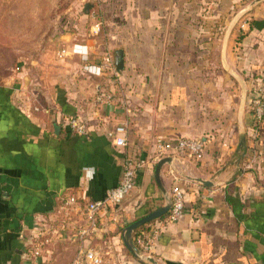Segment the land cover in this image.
<instances>
[{
    "label": "crops",
    "instance_id": "1",
    "mask_svg": "<svg viewBox=\"0 0 264 264\" xmlns=\"http://www.w3.org/2000/svg\"><path fill=\"white\" fill-rule=\"evenodd\" d=\"M253 1L100 0L103 49L98 38L73 43L67 66L41 65L37 85L28 86L26 72L0 84V264L25 263L19 233L37 220L38 227H47L44 221L61 227L60 245L72 243L77 252L85 221L60 214L62 199L105 198L131 154L147 161L135 188L99 213L98 232L85 243L102 246L113 264H151L128 252L122 229L166 203L153 157L158 139L180 137L207 141L202 160L176 154L161 172L170 195L174 185L185 192V215L164 228L151 250H139L159 264H264V121L255 127L249 109L264 70V0ZM105 48L124 50L120 88L99 68ZM233 73L248 90L242 114ZM105 88L117 90L115 102L96 101ZM35 95L38 111L31 107ZM68 116L85 120L90 133L73 131ZM121 124L128 128L125 147L108 136ZM164 216L145 224L148 234Z\"/></svg>",
    "mask_w": 264,
    "mask_h": 264
},
{
    "label": "built area",
    "instance_id": "2",
    "mask_svg": "<svg viewBox=\"0 0 264 264\" xmlns=\"http://www.w3.org/2000/svg\"><path fill=\"white\" fill-rule=\"evenodd\" d=\"M100 24L97 23L96 25L99 26ZM98 64L101 71L109 75L112 85L120 88V71L116 68L115 53L113 51L105 52L99 59ZM116 91V89L105 88L97 92L96 101L101 104L113 103L116 101ZM251 91L252 94L249 98L250 113L255 125H260L264 121V70L261 78ZM123 103L126 102L123 101ZM126 109L130 111L129 107ZM65 122L67 126L79 135H88L90 133L87 123L80 117L68 116L65 118ZM127 129L126 124L118 125L115 129L108 132V136L113 139L116 146L125 147L127 145ZM156 145L157 149L153 157L155 162H158L163 157H173L176 154H186L189 158L200 161L204 158L207 141L202 137H181L175 141L158 139ZM146 164V160L139 159L134 154L127 156L118 185L111 188L103 199L84 201L76 195H68L62 199L59 209L60 214L66 217L76 215L85 221V224L76 233L80 245L72 264H104L107 261L104 254L105 250L102 246L86 245L85 241L97 234L99 213L109 206L119 205L124 201L127 195L135 188L138 175ZM170 172L174 181H178L179 177L176 170L171 169ZM171 197L173 203L167 217L159 221L157 225L152 226L151 234L146 231H140L134 236V242L137 247L144 251L151 250L164 228L170 223L177 222L185 215V192L179 185L172 187ZM51 222L44 221L48 228L43 225V227H38L37 220V226L33 229H22L20 231L19 239L23 244V255L26 260L37 262L42 258L45 248L51 240L46 232L60 233L62 230L61 227L53 225Z\"/></svg>",
    "mask_w": 264,
    "mask_h": 264
},
{
    "label": "rangeland",
    "instance_id": "3",
    "mask_svg": "<svg viewBox=\"0 0 264 264\" xmlns=\"http://www.w3.org/2000/svg\"><path fill=\"white\" fill-rule=\"evenodd\" d=\"M87 3L93 6L85 12ZM99 3L100 0H0V80L26 72L28 86L37 85L35 80L41 65L67 66L68 60L74 57L68 51L75 46L73 43L82 45L88 38H98L101 45L107 24ZM105 50L109 49L102 52H107ZM77 59L78 64H82L84 57ZM38 97L40 95H35L32 99L34 111H38ZM46 233L51 240L44 256L35 262L26 260L23 255V264H72L76 255L72 243L60 245L61 233Z\"/></svg>",
    "mask_w": 264,
    "mask_h": 264
},
{
    "label": "water",
    "instance_id": "4",
    "mask_svg": "<svg viewBox=\"0 0 264 264\" xmlns=\"http://www.w3.org/2000/svg\"><path fill=\"white\" fill-rule=\"evenodd\" d=\"M261 1L262 0H254L251 5H256ZM92 6H93L92 4L87 3L86 8H85V12H87L88 9L92 8ZM245 11H246V9L237 13L235 18L231 22V24L227 30V34L225 36V44L227 43V39H228V36H229L232 28L235 26L237 20L242 16V14L245 13ZM115 64H116L117 70L122 71L124 69L125 61H124V50L123 49H118L115 51ZM233 75L239 81V83L242 87V91H243V100H242V105H241V114H242L245 103H246L248 90H247L245 81L240 76H238L237 74L233 73ZM54 120H55V117H54ZM240 144L244 148V152H243V156H244L246 154V149H247L246 135L244 132H242L240 134ZM172 161H173L172 156H166V157H163L162 159H160L155 166V179L157 181V184H158L161 192L165 196L166 203L164 205H162L161 207H159L158 209H156V210L152 211L151 213L137 219L136 221L130 223L129 225H127L126 227H124L122 229V238H123V242H124L125 246L127 247V249L139 260L146 261V262H149L151 264H159V263L152 256L144 255L139 250V248L134 243L133 235H134L135 230L138 229L139 227H141L147 223H150L151 221H154L158 218L163 217L164 215H166L170 211V209L172 207V203H173L172 197L164 187V184H163V181L161 178V172H162L163 167L165 165H171ZM196 180L203 185H207V186L212 185V182L208 181V180H203V179H196Z\"/></svg>",
    "mask_w": 264,
    "mask_h": 264
},
{
    "label": "trees",
    "instance_id": "5",
    "mask_svg": "<svg viewBox=\"0 0 264 264\" xmlns=\"http://www.w3.org/2000/svg\"><path fill=\"white\" fill-rule=\"evenodd\" d=\"M4 82V80H0V84H2ZM254 121V120H253ZM255 126H259V125H255ZM181 138V137H180ZM167 217V214L164 216V218H166ZM147 229L148 228H146L145 227V225H143V226H141V227H139L138 229H136L135 230V232H134V236L138 233V232H140V231H146L147 232ZM149 232V231H148ZM128 252L130 253V251L128 250ZM131 254V253H130Z\"/></svg>",
    "mask_w": 264,
    "mask_h": 264
}]
</instances>
